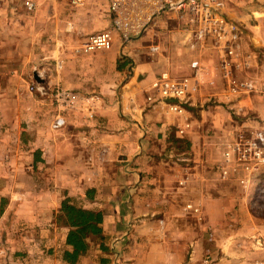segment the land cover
I'll list each match as a JSON object with an SVG mask.
<instances>
[{
    "label": "crops",
    "instance_id": "crops-1",
    "mask_svg": "<svg viewBox=\"0 0 264 264\" xmlns=\"http://www.w3.org/2000/svg\"><path fill=\"white\" fill-rule=\"evenodd\" d=\"M110 1L0 0V86L31 72L77 98L59 111L54 95H17L14 109L0 95L3 165L32 167L1 178L0 264H264L252 206L264 159L247 146L264 135V0H217L234 26L221 38L198 39L166 9L128 42ZM106 30L111 49H83ZM163 72L185 98L167 97ZM58 113L67 125L53 129ZM67 199L103 213L75 262L58 219Z\"/></svg>",
    "mask_w": 264,
    "mask_h": 264
},
{
    "label": "built area",
    "instance_id": "built-area-1",
    "mask_svg": "<svg viewBox=\"0 0 264 264\" xmlns=\"http://www.w3.org/2000/svg\"><path fill=\"white\" fill-rule=\"evenodd\" d=\"M26 5L30 8L34 7L32 1H26ZM110 7L114 17V29L121 31L126 42L131 39L132 35H141L150 24L155 22L156 17L166 9H177L180 11V19L192 24L194 36L201 40L211 37L221 38V35L226 34V31L234 29V26L225 21L223 16L218 13L217 0H111ZM233 38H236L235 34H233ZM112 45V32L106 30L89 35L82 47L86 52L90 53L111 49ZM157 49V46L153 48V50ZM161 81L162 87L168 93L167 97L183 99L187 96V84L185 81L172 80L166 72L160 74ZM252 83L256 86L258 81L244 82L243 85L248 89L252 88ZM30 88L43 96L54 95L55 103L60 108H64L59 109V111L73 108L77 102V98L72 91L61 87L50 89L49 85L36 82ZM66 125L67 120L62 113H58L51 123L53 129H61ZM241 137L240 135V139ZM256 138L259 143L254 139H247V146L257 160L263 161L264 135L258 133ZM245 140L243 138V141Z\"/></svg>",
    "mask_w": 264,
    "mask_h": 264
},
{
    "label": "trees",
    "instance_id": "trees-1",
    "mask_svg": "<svg viewBox=\"0 0 264 264\" xmlns=\"http://www.w3.org/2000/svg\"><path fill=\"white\" fill-rule=\"evenodd\" d=\"M2 202L1 210H3ZM69 228L67 244L71 249L66 250L65 258L69 262H75L77 258L85 254L90 247L88 238L102 234L103 213L99 210L86 209L64 200L61 213L58 217Z\"/></svg>",
    "mask_w": 264,
    "mask_h": 264
},
{
    "label": "rangeland",
    "instance_id": "rangeland-1",
    "mask_svg": "<svg viewBox=\"0 0 264 264\" xmlns=\"http://www.w3.org/2000/svg\"><path fill=\"white\" fill-rule=\"evenodd\" d=\"M29 73L28 75V79L30 80V83L27 85H16V84H12L9 87L8 86H0V95H10V99L8 102V107H10V109H14L17 105L16 102V97L17 95L21 96V95H25V94H32V93H37L36 91H32L31 90V85L33 84L31 81L33 79V75L31 74V72H27ZM261 76V75H260ZM264 76V75H263ZM238 79H241L242 76L237 75L235 76ZM25 78V75H24ZM263 78V77H261ZM24 83L26 82V80H22ZM47 86L49 85L50 89H53L54 86L51 84H46ZM39 94V93H38ZM259 96L264 97V84L261 87V89L258 91ZM40 95V94H39ZM42 97L47 98V96H43L40 95ZM1 105H0V189H1V178L6 177L5 174L8 172V174L10 176L14 175L15 172L18 173L19 175L22 174H27V170L30 168L32 169V167L29 166H23V167H19V166H8V165H3V159L6 157L5 155L7 154V149H6V141H5V136H4V132L6 131V128L8 127V124L4 119V115L2 114L3 112L1 111ZM11 153V151H8ZM16 154V151L14 150V155ZM29 167V168H28ZM18 168V169H17ZM9 179H11V177H9ZM19 184V183H18ZM87 186H89V183H85ZM254 184V188H253V208L256 210V213L258 214H262L264 215V165L261 167V171L259 172V175L257 176ZM20 185H23V183L20 182ZM20 187V186H19ZM258 221H262L261 219Z\"/></svg>",
    "mask_w": 264,
    "mask_h": 264
}]
</instances>
